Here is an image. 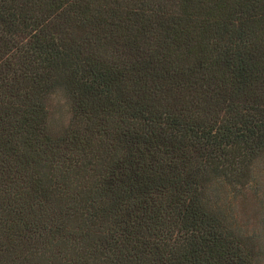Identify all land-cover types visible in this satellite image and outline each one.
Wrapping results in <instances>:
<instances>
[{"label":"trees","instance_id":"trees-1","mask_svg":"<svg viewBox=\"0 0 264 264\" xmlns=\"http://www.w3.org/2000/svg\"><path fill=\"white\" fill-rule=\"evenodd\" d=\"M0 264H264V0H0Z\"/></svg>","mask_w":264,"mask_h":264},{"label":"rangeland","instance_id":"rangeland-1","mask_svg":"<svg viewBox=\"0 0 264 264\" xmlns=\"http://www.w3.org/2000/svg\"><path fill=\"white\" fill-rule=\"evenodd\" d=\"M48 122L53 134L60 132L67 124L70 116L69 104L60 90L51 93L46 98Z\"/></svg>","mask_w":264,"mask_h":264}]
</instances>
